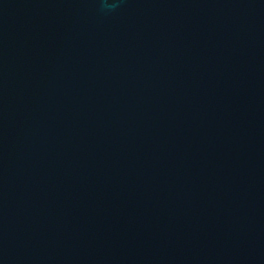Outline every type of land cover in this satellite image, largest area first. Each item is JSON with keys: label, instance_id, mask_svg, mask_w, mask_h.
Masks as SVG:
<instances>
[{"label": "water", "instance_id": "water-1", "mask_svg": "<svg viewBox=\"0 0 264 264\" xmlns=\"http://www.w3.org/2000/svg\"><path fill=\"white\" fill-rule=\"evenodd\" d=\"M0 0V264H264V0Z\"/></svg>", "mask_w": 264, "mask_h": 264}, {"label": "clouds", "instance_id": "clouds-1", "mask_svg": "<svg viewBox=\"0 0 264 264\" xmlns=\"http://www.w3.org/2000/svg\"><path fill=\"white\" fill-rule=\"evenodd\" d=\"M102 2H103V6H104L105 8L113 9V8L116 7V5H114V4H109V3L107 2V0H102Z\"/></svg>", "mask_w": 264, "mask_h": 264}]
</instances>
